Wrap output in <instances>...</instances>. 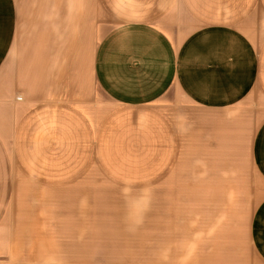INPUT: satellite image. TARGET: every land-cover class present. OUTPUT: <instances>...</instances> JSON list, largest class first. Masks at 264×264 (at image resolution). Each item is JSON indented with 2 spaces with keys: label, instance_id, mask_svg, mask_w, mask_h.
I'll return each instance as SVG.
<instances>
[{
  "label": "crops",
  "instance_id": "0c3cea01",
  "mask_svg": "<svg viewBox=\"0 0 264 264\" xmlns=\"http://www.w3.org/2000/svg\"><path fill=\"white\" fill-rule=\"evenodd\" d=\"M94 142L147 167L46 174ZM46 177L72 202L0 264H264V0H0V231Z\"/></svg>",
  "mask_w": 264,
  "mask_h": 264
},
{
  "label": "rangeland",
  "instance_id": "374dc122",
  "mask_svg": "<svg viewBox=\"0 0 264 264\" xmlns=\"http://www.w3.org/2000/svg\"><path fill=\"white\" fill-rule=\"evenodd\" d=\"M113 114H108L109 119V129L107 130L108 136V148L109 158L114 159L118 156H123L124 152L131 146H122L123 141L122 136L118 137V132L116 126L111 124L113 120ZM106 121L103 120V123ZM100 131L97 132V137ZM100 147L94 145L90 148L69 146L61 147L56 153L57 156L54 157L55 161H47L45 163L46 174H60V176L66 175L71 171H93L102 172L110 170H133L141 169L139 166L147 167L145 164H134V163H118V162H108L102 163L100 161ZM123 159L126 157H122ZM138 167V168H137ZM78 175L80 173H77ZM77 175V176H78ZM80 180L76 178H61L59 183L61 187H66L73 182H78ZM85 181V180H82ZM90 186H101L100 179H91ZM105 186H117L120 183H115L111 178L103 179ZM58 184V178H37L22 180L18 182L15 188H18V194L13 195V209H12V221L9 222V226L3 227L0 231V236L9 235L13 238L12 249L16 250H26L32 248L34 251L37 250V240H38V230L42 226L38 227V213L42 211L44 219V228L47 230L46 234L51 233L52 230V220L54 214V205L59 201V199H65L69 203L71 197L74 193L69 194L68 192H61V194H54L53 186ZM109 197H113L109 195ZM124 202H135V198H140L141 202H147V196L142 197H129L122 196ZM72 202V201H71ZM95 202V201H94ZM112 203V201H108ZM114 203V202H113ZM28 247V248H27Z\"/></svg>",
  "mask_w": 264,
  "mask_h": 264
}]
</instances>
